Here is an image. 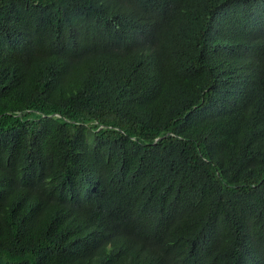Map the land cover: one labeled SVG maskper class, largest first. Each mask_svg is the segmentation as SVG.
<instances>
[{
  "label": "trees",
  "instance_id": "obj_1",
  "mask_svg": "<svg viewBox=\"0 0 264 264\" xmlns=\"http://www.w3.org/2000/svg\"><path fill=\"white\" fill-rule=\"evenodd\" d=\"M0 264H264V0H0Z\"/></svg>",
  "mask_w": 264,
  "mask_h": 264
}]
</instances>
